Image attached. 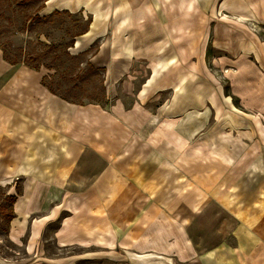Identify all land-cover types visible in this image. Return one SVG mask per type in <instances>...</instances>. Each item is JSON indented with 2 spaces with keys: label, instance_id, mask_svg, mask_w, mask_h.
<instances>
[{
  "label": "rangeland",
  "instance_id": "obj_1",
  "mask_svg": "<svg viewBox=\"0 0 264 264\" xmlns=\"http://www.w3.org/2000/svg\"><path fill=\"white\" fill-rule=\"evenodd\" d=\"M49 1L0 0V264H264V0Z\"/></svg>",
  "mask_w": 264,
  "mask_h": 264
},
{
  "label": "crops",
  "instance_id": "obj_2",
  "mask_svg": "<svg viewBox=\"0 0 264 264\" xmlns=\"http://www.w3.org/2000/svg\"><path fill=\"white\" fill-rule=\"evenodd\" d=\"M53 2L56 3L57 0H54ZM245 10H246V7H241V10L236 9L235 11H236V13H244ZM244 14H246V13H244ZM152 30L158 31L156 36L153 35V37H155V38H153V40H152L154 43L153 46L158 47L156 52L162 53L163 48H165L167 45H169L172 39H180L182 37V35L179 34V32L182 29H181L180 25H178V24H174V25L162 24V26H160L158 24L152 25V26L150 25L146 30L148 33L147 40L151 39L152 35L149 32H151ZM148 46H150V45L148 44ZM183 51L184 50H182V52H180L181 54L179 57L183 56L185 58H182V59L186 60L188 58L186 56L188 54V52H187V50H185L186 52H183ZM232 51L235 53L236 56L237 55H243V56L254 55L255 56L257 53V51L255 50L254 47H251L250 44H246L245 42H242L241 45L234 46ZM200 54H201V51H200ZM258 56H259V54H258ZM261 60H262V62H264V59H261ZM260 250H263V248H260Z\"/></svg>",
  "mask_w": 264,
  "mask_h": 264
},
{
  "label": "bare ground",
  "instance_id": "obj_3",
  "mask_svg": "<svg viewBox=\"0 0 264 264\" xmlns=\"http://www.w3.org/2000/svg\"><path fill=\"white\" fill-rule=\"evenodd\" d=\"M53 1H54V0L49 1V4H50V3H53ZM164 1L167 2V3H173V0H164ZM189 3H190L191 6H194V5L196 4V3H195V0H191V1H189ZM84 5H85L84 3H83V4L80 3V6H79V7H80V8L86 7V6H84ZM65 6L68 7L69 5H68V4H65ZM87 7H88V6H87ZM225 8H227V7H226V5L223 4L222 8L220 9L221 11L219 12V10H218V12H219L218 15H219V16L224 15V13L226 12ZM148 9H149V8H148ZM52 10H53V9H52ZM148 13L151 14V10H150V9H149L147 12H140V13H138V14H137V20H138V22H140L141 24H142V23H145V19H146L145 17H146V15H147ZM139 51H140V49H136V54H138ZM26 200H27V198L25 199V202H26ZM22 209H23L22 205H19L18 210H19V211H22ZM180 227H181L180 229L183 230V228H182L183 226L180 225ZM194 253H195V252H194Z\"/></svg>",
  "mask_w": 264,
  "mask_h": 264
},
{
  "label": "trees",
  "instance_id": "obj_4",
  "mask_svg": "<svg viewBox=\"0 0 264 264\" xmlns=\"http://www.w3.org/2000/svg\"><path fill=\"white\" fill-rule=\"evenodd\" d=\"M56 14H58V13L56 12ZM50 90H51V88H50ZM51 91H53V90H51Z\"/></svg>",
  "mask_w": 264,
  "mask_h": 264
}]
</instances>
